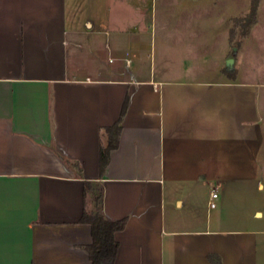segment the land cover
<instances>
[{
    "label": "crops",
    "instance_id": "1",
    "mask_svg": "<svg viewBox=\"0 0 264 264\" xmlns=\"http://www.w3.org/2000/svg\"><path fill=\"white\" fill-rule=\"evenodd\" d=\"M250 3L0 0V264H90L85 180L126 217L112 264H264V69L240 65L264 0L233 25Z\"/></svg>",
    "mask_w": 264,
    "mask_h": 264
},
{
    "label": "trees",
    "instance_id": "2",
    "mask_svg": "<svg viewBox=\"0 0 264 264\" xmlns=\"http://www.w3.org/2000/svg\"><path fill=\"white\" fill-rule=\"evenodd\" d=\"M259 0H251L249 10L239 19H243L245 29L243 34H246L248 27L255 22L257 14V5ZM235 51V50H234ZM125 108L123 103L121 113L116 122L107 126L105 129L108 133V141L105 146L100 149V172L102 173L107 161L108 153L111 147H114L118 140V135L121 130V117ZM84 193L91 191L93 196V209L89 212L86 209L80 217V221L87 222L91 227V242L84 245L88 252L90 264H112L116 255L118 240L115 237V232L122 229L126 222V217L117 219H109L105 216L103 210V187L100 181L85 180ZM209 259L212 264H222L220 258L215 254H209Z\"/></svg>",
    "mask_w": 264,
    "mask_h": 264
},
{
    "label": "rangeland",
    "instance_id": "3",
    "mask_svg": "<svg viewBox=\"0 0 264 264\" xmlns=\"http://www.w3.org/2000/svg\"><path fill=\"white\" fill-rule=\"evenodd\" d=\"M242 1V0H241ZM262 14H261V20L258 23V33L261 35H264V6L261 9ZM248 11V10H247ZM247 11L234 18L233 20V25H234V29L237 32H239V35L242 36L243 35V30L245 29L244 25H243V19H239V17L241 18L243 15H245L247 13ZM256 29V30H257ZM264 37H260V43L259 45L256 46H246L244 48V57L241 60V67H243L245 70H247L248 68H252L254 67V69L256 70V72L260 71L261 69H264V58H262L264 56V43H263V39ZM157 59V58H156Z\"/></svg>",
    "mask_w": 264,
    "mask_h": 264
},
{
    "label": "built area",
    "instance_id": "4",
    "mask_svg": "<svg viewBox=\"0 0 264 264\" xmlns=\"http://www.w3.org/2000/svg\"><path fill=\"white\" fill-rule=\"evenodd\" d=\"M217 196V191L214 189H211L209 192V203L211 206L215 204V197Z\"/></svg>",
    "mask_w": 264,
    "mask_h": 264
},
{
    "label": "water",
    "instance_id": "5",
    "mask_svg": "<svg viewBox=\"0 0 264 264\" xmlns=\"http://www.w3.org/2000/svg\"><path fill=\"white\" fill-rule=\"evenodd\" d=\"M231 59V58H230Z\"/></svg>",
    "mask_w": 264,
    "mask_h": 264
}]
</instances>
